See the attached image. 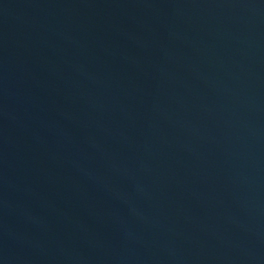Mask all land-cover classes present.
<instances>
[{
  "label": "water",
  "instance_id": "water-1",
  "mask_svg": "<svg viewBox=\"0 0 264 264\" xmlns=\"http://www.w3.org/2000/svg\"><path fill=\"white\" fill-rule=\"evenodd\" d=\"M0 264H264V0H0Z\"/></svg>",
  "mask_w": 264,
  "mask_h": 264
}]
</instances>
